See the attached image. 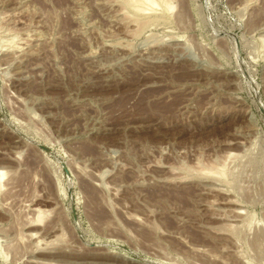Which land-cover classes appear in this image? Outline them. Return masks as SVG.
Instances as JSON below:
<instances>
[{"label":"rangeland","instance_id":"rangeland-1","mask_svg":"<svg viewBox=\"0 0 264 264\" xmlns=\"http://www.w3.org/2000/svg\"><path fill=\"white\" fill-rule=\"evenodd\" d=\"M128 1L0 0V264H264V0Z\"/></svg>","mask_w":264,"mask_h":264},{"label":"bare ground","instance_id":"bare-ground-1","mask_svg":"<svg viewBox=\"0 0 264 264\" xmlns=\"http://www.w3.org/2000/svg\"><path fill=\"white\" fill-rule=\"evenodd\" d=\"M169 1H171V0H169ZM169 1L168 0H129L128 3L127 2L126 3L128 4V6H130L135 11H137L139 13L140 12L144 13V11H146L147 9L151 10V9H154L156 6H159V5L163 6L164 9L166 8L167 10L172 11L173 6L170 4ZM218 170H217L216 173H219L222 176V174H224V170H222V171H218ZM4 177H5V174L3 172H0V190L3 187L2 186V180H3ZM41 216L42 215L40 214L38 219H40Z\"/></svg>","mask_w":264,"mask_h":264}]
</instances>
